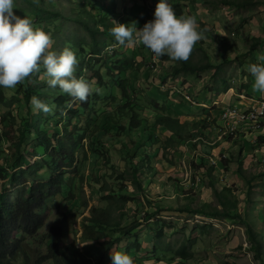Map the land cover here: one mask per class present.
Masks as SVG:
<instances>
[{
  "label": "rangeland",
  "instance_id": "1",
  "mask_svg": "<svg viewBox=\"0 0 264 264\" xmlns=\"http://www.w3.org/2000/svg\"><path fill=\"white\" fill-rule=\"evenodd\" d=\"M90 2V5L85 4ZM159 0H14V11L30 17L34 28L48 32L54 43L52 50L59 53L70 48L87 60L90 52V36L85 28L75 20L78 16H87V12L106 15L118 23H123L122 14L126 5H131L134 14H147L144 22L154 19L155 6ZM169 3V0H166ZM180 2L181 15L194 16L204 38L196 43L206 50L210 60L220 69L208 68L195 73L175 76L173 67L179 64L170 57L162 56L156 60L157 70H151L153 53L142 45H120L117 41L108 40V48L102 61L93 66L99 68L105 62L112 65L120 58L129 62L126 70L132 99L139 100L147 108L144 110L145 120L142 126L129 131L127 135L118 137L112 131H87L77 152V163L67 176L64 192L47 200L41 210L46 214L44 225L34 236H27L26 248L32 262L47 251L48 238L45 234L58 219L64 230L61 238L63 246L80 248L82 251L93 247L100 248V241L82 239L81 218L87 214L90 206H106L99 186L106 182L117 194L129 192L130 201L126 203V215L121 219L123 225H131L138 220L142 224L129 235H123L120 242L114 245L113 251H122L133 258L134 264H264V146L256 142L257 129L264 134V116L251 125L242 124L235 133L228 130L229 123L222 119V111L228 104L240 109L258 108L264 105V93L253 90L254 77L247 71L252 63H264L257 60L264 54V0L251 8H236L228 4H212L204 0H196L185 4ZM84 6L86 12L84 13ZM144 7L149 9L145 12ZM132 18L128 23L133 24ZM139 26H143L141 23ZM77 40L80 46L63 44L65 40ZM103 52V53H104ZM119 53V55H117ZM202 57L197 52L194 61ZM87 75L89 72L84 71ZM44 70L41 68L38 78L46 83ZM37 74H34L36 76ZM106 82L108 79L105 80ZM228 81L229 89L223 88ZM6 89L7 99H11L17 91ZM137 91V92H136ZM119 96V92L113 88ZM105 91H100L102 95ZM24 98L13 106H0V112L11 110L14 114H25ZM261 104V105H260ZM170 114L185 122L187 139L173 137L171 132L162 130L156 125L153 116ZM202 123L198 125V122ZM102 123V116L98 118ZM259 122V123H258ZM261 123V124H260ZM45 126L55 128L58 137H62V122L51 118ZM251 132V133H250ZM261 133V132H259ZM1 134V132H0ZM160 140V143H158ZM136 143L151 154L148 174L142 175L144 190L137 188L130 174L125 181L116 179L123 170H130L127 156L130 146ZM104 145V146H101ZM2 146L5 147L3 142ZM137 146V144H136ZM104 148L110 163H106L98 151ZM157 153H154L156 150ZM5 151V156H6ZM213 156L212 163L217 169L214 178L207 175L200 166V157ZM0 157V163H2ZM35 157L34 159H38ZM226 161L220 162V159ZM31 159V158H29ZM34 159L29 160L31 163ZM243 161L244 174L238 171L239 160ZM223 163V164H222ZM147 169V168H145ZM144 174V173H143ZM147 174V175H146ZM255 176L251 187L247 178ZM105 178V179H104ZM201 178V179H200ZM99 180V185L94 180ZM211 180L218 190H224L226 198L235 203L234 215L230 217H213L190 209L213 211L221 208ZM1 184V182H0ZM7 194L15 198L13 189ZM87 202V205H84ZM135 209L137 211H135ZM137 212V213H135ZM152 213L154 216L145 217ZM119 215H117L118 217ZM245 220H249L263 237L262 257L256 258L255 251L249 248V240L245 229ZM158 230L163 236L156 237ZM20 235V234H18ZM115 236H120L116 233ZM167 248L176 249L182 242H192L194 257L188 261L174 259L173 251L154 248L155 243ZM133 244L134 248L127 246ZM139 244V248L137 245ZM138 248V249H137ZM96 252L91 253V261L95 264ZM158 256V257H157ZM161 260L165 258V260ZM45 264H52L46 262ZM104 264H112L110 253Z\"/></svg>",
  "mask_w": 264,
  "mask_h": 264
},
{
  "label": "trees",
  "instance_id": "2",
  "mask_svg": "<svg viewBox=\"0 0 264 264\" xmlns=\"http://www.w3.org/2000/svg\"><path fill=\"white\" fill-rule=\"evenodd\" d=\"M179 1L169 0V4L177 16H181V9L178 8L180 7ZM181 1L187 4L196 0ZM204 2L228 4L236 8H251L260 3L259 0H204ZM85 5H90V2L88 1ZM152 5L155 6L156 4ZM83 9L85 13V6ZM144 9L145 12H149L148 8L144 7ZM17 15L24 17L23 13ZM122 16L123 18L128 17L123 20V24L141 28L143 26H139V24H145L144 16L147 14H134L129 4L125 6ZM132 18L136 25L134 22L132 25L128 23ZM75 20L86 29L90 36L88 42L90 56L86 60L81 55L84 50L80 48V55L76 54L78 66L74 75L77 78H84L93 84L94 88L105 91V93L102 95L100 91L98 94L93 93L88 97L87 102L76 101L73 107L68 109L70 97L58 87L51 88L47 83L43 84L39 80L38 74L26 79L22 84H18L16 94L11 99H7L4 88L0 87V106L11 107L15 102L20 101L21 96L24 98L26 109L25 114H14L11 110L0 112V157H3L2 163H0V264H45L46 262L52 264H94L90 258L93 252H96L95 264H104L114 245L121 241L122 236L129 235L142 224L138 220L131 225L122 224L121 219L126 215V203L131 200L129 192L127 190L121 192L123 188H119L117 194L104 182L99 186V191L105 193L101 196L103 200L108 201L107 205L92 204L87 214L81 218L82 239L100 241L99 249L95 251L93 247H90L88 250L82 251L80 248L63 246L61 238L65 234L57 219L45 234V237L48 238L46 253L40 254L32 262L27 252L26 238L27 236H34L44 225L47 216L41 210L47 200L64 192L67 186V176L72 172V166L77 163V152L80 150L84 138L87 137V131L90 134L96 130L112 131L118 137L127 135L124 137L129 141V131L142 126L147 112L144 111L147 108L144 104L139 103V100L135 98L132 99L128 79L125 76L129 67L127 59L121 62V59L118 58L112 65L104 62L99 68L93 66L102 61L103 54L106 53L104 50L109 46L108 40L116 41L110 32L114 26L111 18L106 15L87 12L86 17L80 15ZM63 42V44H70L71 46L78 45L76 38ZM198 51L201 52L202 57L198 61H194ZM161 58L162 56L157 57L158 61L162 62ZM213 67L218 71L221 66L213 64L206 50L195 45L190 58L187 61H179V64L173 67V73L175 76L187 73L197 74ZM85 70L89 72L88 75L84 72ZM106 79H108L107 82ZM223 85V88L217 87V90L225 92L230 87L228 81H225ZM113 88L119 92L120 97L113 92ZM34 96L49 106H53V111L49 114L43 112L33 114L31 99ZM156 112L153 116L154 121L162 130L171 132L169 141L173 137L187 139L190 136V134H185L186 123L181 122L178 117ZM99 116H102V123L100 124L97 122ZM51 118L57 122H62V137H58L60 133L55 128L45 126V122ZM201 123L199 121L198 125ZM262 133L261 128L253 133L257 134L254 137H256L255 143L258 142L259 146H264V134ZM3 142L5 147L2 146ZM136 144L130 146L127 156H124L131 169L123 170L116 176V179L123 182L126 180V175L130 174L131 180L136 182L137 188L143 191L141 177L145 173L148 174L151 154L142 149L144 147L140 143ZM5 151L7 153L9 151L8 156H5ZM157 151L159 150L157 149L154 153ZM105 152L103 148L97 153L104 157L108 164L110 158L106 156ZM35 157L39 158L34 159ZM29 158L34 159V161L31 163ZM211 159L213 156H201L200 166L204 168L207 175L214 178L213 172L216 171L217 165L212 163ZM224 161L226 158L220 159V162ZM237 164L238 171L244 174L243 161L240 159ZM254 179L255 176L247 178L248 187H251ZM94 182L99 185V180L95 179ZM210 183L219 199L221 208L216 207L213 211L188 209L213 217L234 215L232 211L236 209V204L226 198L224 190L227 188L218 190L215 187V182L211 180ZM11 189L15 192L14 199H11L7 194L8 190ZM84 205H87V202H84ZM135 211L137 210L135 209ZM117 215L119 216L117 217ZM152 216H154L152 213L145 214V217L150 218ZM244 224L250 243L249 248L255 251L256 258L262 257L263 237L249 220H245ZM116 233H119L120 236H115ZM161 236H163V230H158L156 237L159 239ZM154 245L156 251L158 249L173 251L174 259L178 258L183 262L194 257V252L191 250L192 242H182L176 249L170 248V246L166 248L158 242ZM137 247L139 248V244ZM127 248L132 249L134 246L131 244Z\"/></svg>",
  "mask_w": 264,
  "mask_h": 264
},
{
  "label": "clouds",
  "instance_id": "3",
  "mask_svg": "<svg viewBox=\"0 0 264 264\" xmlns=\"http://www.w3.org/2000/svg\"><path fill=\"white\" fill-rule=\"evenodd\" d=\"M14 0H0V87L15 89L26 79L44 70L46 83L51 88H59L70 97L68 109L76 101L87 102L98 88L74 73L78 59L73 50L64 48L57 53L52 50L51 35L40 28H34L30 17L18 16L14 11ZM136 25V23L134 22ZM112 36L120 45L137 44L149 49L156 57L168 56L174 61H187L196 45L204 38V32L194 16H177L166 0H159L155 6L154 19L143 27L129 26L114 20L110 29ZM112 49H106L111 51ZM257 60L264 62V54ZM150 64L151 70L154 67ZM247 71L254 77L253 90L264 93V63H254ZM33 114H49L53 106L32 97ZM112 264H134L133 258L125 252H110Z\"/></svg>",
  "mask_w": 264,
  "mask_h": 264
},
{
  "label": "bare ground",
  "instance_id": "4",
  "mask_svg": "<svg viewBox=\"0 0 264 264\" xmlns=\"http://www.w3.org/2000/svg\"><path fill=\"white\" fill-rule=\"evenodd\" d=\"M152 61H153L152 66L154 67V70H156L157 69V66H156L157 62H156L155 56L153 57ZM246 110L240 109V108H235V109H232L230 112L222 115V119H224V120L226 119V121H228V123H229V127H228L229 131H232V133H235V130L238 131L239 127L242 124H247V125L249 124V125L253 126L254 128L259 127V126L258 127L254 126L253 123H256L261 117L264 116V107L248 108L247 112H246ZM262 119L263 118H261L260 121Z\"/></svg>",
  "mask_w": 264,
  "mask_h": 264
},
{
  "label": "built area",
  "instance_id": "5",
  "mask_svg": "<svg viewBox=\"0 0 264 264\" xmlns=\"http://www.w3.org/2000/svg\"><path fill=\"white\" fill-rule=\"evenodd\" d=\"M239 107H243V106H237V105H234V104H228V106H226L225 109H223L221 116L224 115L225 113L230 112L232 109L239 108ZM252 107H264V106H255L254 105Z\"/></svg>",
  "mask_w": 264,
  "mask_h": 264
},
{
  "label": "crops",
  "instance_id": "6",
  "mask_svg": "<svg viewBox=\"0 0 264 264\" xmlns=\"http://www.w3.org/2000/svg\"><path fill=\"white\" fill-rule=\"evenodd\" d=\"M8 154H9V151H8V153L6 152V156H8Z\"/></svg>",
  "mask_w": 264,
  "mask_h": 264
}]
</instances>
